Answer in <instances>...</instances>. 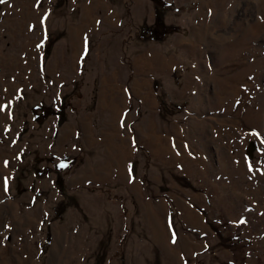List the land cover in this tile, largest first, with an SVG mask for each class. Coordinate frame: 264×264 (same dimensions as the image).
<instances>
[{
  "label": "rangeland",
  "instance_id": "obj_1",
  "mask_svg": "<svg viewBox=\"0 0 264 264\" xmlns=\"http://www.w3.org/2000/svg\"><path fill=\"white\" fill-rule=\"evenodd\" d=\"M163 1L0 3V264H264V2Z\"/></svg>",
  "mask_w": 264,
  "mask_h": 264
},
{
  "label": "bare ground",
  "instance_id": "obj_2",
  "mask_svg": "<svg viewBox=\"0 0 264 264\" xmlns=\"http://www.w3.org/2000/svg\"><path fill=\"white\" fill-rule=\"evenodd\" d=\"M260 2H264V0H259ZM20 2H22V1H20ZM27 2V1H26ZM8 4V3H7ZM19 6V5H18ZM7 7V6H6ZM8 8V7H7ZM18 8V7H17ZM29 9V8H28ZM30 10V9H29ZM32 10V9H31ZM28 11V10H27ZM34 12V11H33ZM19 14V13H18ZM8 16V15H7ZM231 16V15H230ZM257 17V16H256ZM10 18V17H9ZM31 19V18H30ZM228 22H229V24H233V26H236L237 25V22H236V18H234V17H230L229 19H228ZM228 24V25H229ZM29 25V24H28ZM22 26V25H21ZM27 28V27H26ZM83 28V30H84V32H85V29H86V27H82ZM252 27H249L248 28V30L249 29H251ZM231 32H232V29L230 30ZM252 31H255V36H262V35H264V19L261 21V23H259V24H257V25H255L253 28H252ZM14 32V31H13ZM26 32V31H25ZM251 32V31H250ZM234 34V33H233ZM232 34V35H233ZM15 35V34H14ZM27 35V34H26ZM232 35L230 36V37H228V46H229V48H228V52H229V54L237 47L235 44H233L232 42H231V40L232 39H234L233 37H232ZM232 37V38H231ZM14 38V37H13ZM252 39V38H251ZM14 40V39H13ZM24 41H25V39H24ZM27 41H30V40H27ZM32 41V40H31ZM256 41V40H255ZM254 41V42H255ZM13 42V41H12ZM38 43V42H37ZM18 44V43H17ZM26 44V43H25ZM37 45V44H36ZM250 55H251V57L253 58V60H254V65H257V64H259V65H261L263 68H264V47L263 48H261V47H258V46H256V47H254V48H252V49H250ZM2 55V54H1ZM3 56V55H2ZM1 56V57H2ZM150 62V61H149ZM239 78V77H238ZM237 78V79H238ZM229 84L227 83V82H223V84L222 85H219L218 84V89H224V91H228L229 90ZM6 89V88H5ZM6 92H7V90H6ZM9 93V92H8ZM11 93V92H10ZM7 100V99H6ZM262 112H263V117H262V120L264 119V106H263V110H262ZM262 125H263V122H262ZM262 127V126H261ZM261 138H263V140H264V134H262L261 135ZM170 145V144H169ZM171 146V145H170ZM161 156V155H160ZM162 157V156H161ZM167 157V156H166ZM168 158V157H167ZM222 162H224V161H222ZM3 163V162H2ZM201 163V162H200ZM235 163V166L237 167V163L236 162H234ZM230 164V163H229ZM257 165H262V164H264V141H263V152H261V155H260V160H259V162L258 163H256ZM1 165V164H0ZM228 165V164H227ZM239 167V166H238ZM248 167V169H250V170H255V169H253V168H251V167H249V166H247ZM4 169V168H3ZM4 172V171H3ZM245 172V171H244ZM248 172V171H247ZM2 178H3V176H2ZM1 179V178H0ZM3 181V180H2ZM1 187V186H0ZM1 189V188H0ZM5 189V188H4ZM9 203V202H8ZM10 204V203H9ZM6 211V210H5ZM12 214V213H11ZM13 215V214H12ZM2 216V215H1ZM13 218H15L14 216H13ZM19 220H21V219H19ZM12 222V221H11ZM10 222V223H11ZM15 222V221H14ZM23 222H25V221H23ZM26 222H28L27 220H26ZM34 222V221H33ZM9 223V222H8ZM16 223V222H15ZM14 223V224H15ZM23 224V223H22ZM31 224V223H30ZM162 233V232H161ZM15 249V248H14ZM28 258L27 257H24L23 258V261L25 262L26 260H27ZM17 261H18V263L19 264H21L20 262V259L18 258L17 259Z\"/></svg>",
  "mask_w": 264,
  "mask_h": 264
},
{
  "label": "trees",
  "instance_id": "obj_3",
  "mask_svg": "<svg viewBox=\"0 0 264 264\" xmlns=\"http://www.w3.org/2000/svg\"><path fill=\"white\" fill-rule=\"evenodd\" d=\"M154 6L158 9H169L167 4L162 0H152ZM161 20V22L159 21ZM151 27V26H150ZM172 33H174V28L172 27H165L163 20H162V13L160 12V15L158 12L155 14L154 23L152 24V27L149 29L145 28V30L142 31V33L139 35L140 38L144 39L145 41H152V42H158L163 41L167 37H169ZM37 111H35V120L38 118H43L44 116L49 117L53 115V112L47 113L44 110H41V108H37ZM56 187L59 188V190H62V178L57 177L56 179Z\"/></svg>",
  "mask_w": 264,
  "mask_h": 264
},
{
  "label": "crops",
  "instance_id": "obj_4",
  "mask_svg": "<svg viewBox=\"0 0 264 264\" xmlns=\"http://www.w3.org/2000/svg\"><path fill=\"white\" fill-rule=\"evenodd\" d=\"M94 145V142H91ZM134 148L131 150V153L134 154ZM105 155V154H104ZM106 156V155H105ZM119 156L123 159H128L130 156L129 148L128 149H122L119 150ZM119 170H121V167H119ZM107 174V173H106ZM106 174H104V179H110V177H107Z\"/></svg>",
  "mask_w": 264,
  "mask_h": 264
},
{
  "label": "snow or ice",
  "instance_id": "obj_5",
  "mask_svg": "<svg viewBox=\"0 0 264 264\" xmlns=\"http://www.w3.org/2000/svg\"><path fill=\"white\" fill-rule=\"evenodd\" d=\"M5 2H6V0H0V3H5ZM5 166H7V162H6ZM5 185L7 186V177L5 178Z\"/></svg>",
  "mask_w": 264,
  "mask_h": 264
}]
</instances>
